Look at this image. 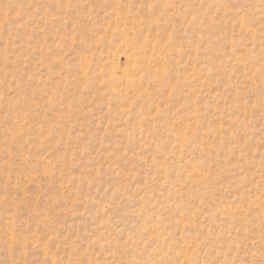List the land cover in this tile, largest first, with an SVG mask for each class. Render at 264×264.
<instances>
[{
  "label": "rangeland",
  "instance_id": "rangeland-1",
  "mask_svg": "<svg viewBox=\"0 0 264 264\" xmlns=\"http://www.w3.org/2000/svg\"><path fill=\"white\" fill-rule=\"evenodd\" d=\"M0 264H264V0H0Z\"/></svg>",
  "mask_w": 264,
  "mask_h": 264
}]
</instances>
